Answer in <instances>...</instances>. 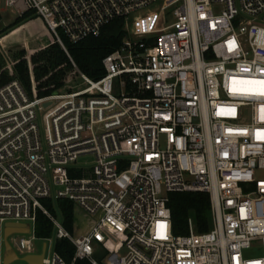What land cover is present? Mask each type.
<instances>
[{
    "label": "built area",
    "instance_id": "built-area-1",
    "mask_svg": "<svg viewBox=\"0 0 264 264\" xmlns=\"http://www.w3.org/2000/svg\"><path fill=\"white\" fill-rule=\"evenodd\" d=\"M4 3L34 11L66 51L62 35L99 36L116 19L126 34L99 79L72 60L81 81L57 93L38 96L33 77L32 95L0 86V244L6 223L27 224L9 239L34 253L41 210L54 224L43 264H264V0ZM171 192L209 193L212 228L190 219L175 235ZM60 198L85 233L43 204Z\"/></svg>",
    "mask_w": 264,
    "mask_h": 264
},
{
    "label": "trees",
    "instance_id": "trees-1",
    "mask_svg": "<svg viewBox=\"0 0 264 264\" xmlns=\"http://www.w3.org/2000/svg\"><path fill=\"white\" fill-rule=\"evenodd\" d=\"M35 16L37 15L31 9L24 11L7 28L0 31V35L21 26ZM1 19L0 11V21ZM125 34L124 20L116 19L105 26L99 36H89L81 41L72 42L62 35L67 51L57 41H53L34 52L29 62L26 49H20L14 55L13 73H10L6 67L4 56L0 51V86L17 79L32 95L33 77L36 81L38 96L51 95L67 85L77 84V81L73 79L78 75L72 60L84 74L93 79H99L105 74L102 65L103 58L120 45ZM43 202L52 215L62 219L63 225L68 231H74L76 211L70 200L45 199ZM168 206L171 209L172 229L175 235L189 233L190 219L193 220L198 232H206L213 226L211 197L207 192H171L169 193ZM53 234L52 220L39 210L35 222L36 237L47 239ZM55 249L67 261L72 260L75 246L68 238L56 240ZM76 264L90 263L81 260Z\"/></svg>",
    "mask_w": 264,
    "mask_h": 264
},
{
    "label": "rangeland",
    "instance_id": "rangeland-1",
    "mask_svg": "<svg viewBox=\"0 0 264 264\" xmlns=\"http://www.w3.org/2000/svg\"><path fill=\"white\" fill-rule=\"evenodd\" d=\"M0 10H1V14H2V19L0 21V31H2L3 29L7 28L11 23H13V21L19 16V13L14 8H11V7L6 8L4 0H0ZM31 20L33 21V23L30 24L31 27L29 30H27V32H29L27 35H28V39L31 40V46L33 48L31 47L30 50H27V48H25V46H23V43H19V44H15V45H13V44L8 45V46H5V48H2V46L0 45V51L4 56L6 67L8 68L10 73H13V66L15 64L14 55L17 52H19L20 49H26L27 59L30 62V57L34 53L32 50L35 49V47L37 48V47L41 46L42 44H46V43L49 44L48 42L50 40V35H48V32H46V29H45V32L43 33L42 30L44 27L42 28V25L40 23L41 22L40 18L35 16ZM18 27L19 26L15 27L13 29H16ZM29 34L31 35V37L29 36ZM0 36H2V35H0ZM73 79L75 81H77V83H79L81 81L79 76H74ZM259 175L261 177H264V173H259ZM43 204H44V202H43ZM89 223H90L89 219L87 217L83 216L80 213V211L77 210L76 211L75 228H74V231L70 232V233H72L73 235L74 234L78 235V236L85 233V231L88 229ZM0 236H1V234H0ZM43 243H44V241L42 239H37L34 241L36 252H42ZM261 254H262L261 250H252V251L247 252L246 256L247 257H256V256H260ZM2 257H3V245L0 244V260L2 259ZM95 258L100 259L101 258L100 254L99 253L96 254Z\"/></svg>",
    "mask_w": 264,
    "mask_h": 264
},
{
    "label": "water",
    "instance_id": "water-1",
    "mask_svg": "<svg viewBox=\"0 0 264 264\" xmlns=\"http://www.w3.org/2000/svg\"><path fill=\"white\" fill-rule=\"evenodd\" d=\"M55 91L54 93H57ZM49 103H46L47 106ZM30 232V226L23 223L9 222L6 223L3 229V237L5 240V253H4V264H11L12 262L19 260L14 247L10 243L9 237L15 233H28ZM46 250V245L44 244L43 250L40 253H30L24 255L21 260L27 264H43V258Z\"/></svg>",
    "mask_w": 264,
    "mask_h": 264
},
{
    "label": "crops",
    "instance_id": "crops-1",
    "mask_svg": "<svg viewBox=\"0 0 264 264\" xmlns=\"http://www.w3.org/2000/svg\"><path fill=\"white\" fill-rule=\"evenodd\" d=\"M40 21H41L40 23L42 25V28L44 27L43 30H42L43 33L45 32V29H46V32H48V35H50V40H49L48 43L53 42V39L51 38V34H50L49 30L47 29L45 23L43 22V20H41V18H40ZM31 23H33L32 20H30V21L22 24L18 28L12 29V30H10V32H7L4 35L0 36V45L2 46V48H5V46L12 45V44L15 45V44L23 43V46H25V48H27V50H30V48L32 46H31V40L28 39V35L27 34L29 32H27V30L30 29V27H31L30 24ZM29 36L31 37L30 34H29ZM3 38H4V40H3ZM47 45H48L47 43L46 44H42L41 46H39L37 48L35 47V49H33L32 51L35 52V51L39 50L40 48H43V47H45ZM43 247H44V244H43Z\"/></svg>",
    "mask_w": 264,
    "mask_h": 264
},
{
    "label": "flooded vegetation",
    "instance_id": "flooded-vegetation-1",
    "mask_svg": "<svg viewBox=\"0 0 264 264\" xmlns=\"http://www.w3.org/2000/svg\"><path fill=\"white\" fill-rule=\"evenodd\" d=\"M0 240H1V239H0ZM2 244H3V257H2V259L0 260V264H4L5 240H4V237H3V236H2ZM14 249H15V248H14ZM15 251H16L18 257H20V259L14 261V262H12L11 264H27L26 262H24V261L21 260V258H22L24 255H22V254H21L19 251H17L16 249H15ZM34 253H40V252H36V250H35Z\"/></svg>",
    "mask_w": 264,
    "mask_h": 264
}]
</instances>
